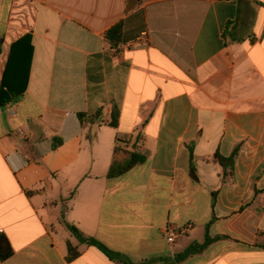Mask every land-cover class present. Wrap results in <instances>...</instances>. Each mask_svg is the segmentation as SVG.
I'll use <instances>...</instances> for the list:
<instances>
[{
    "label": "crops",
    "instance_id": "crops-1",
    "mask_svg": "<svg viewBox=\"0 0 264 264\" xmlns=\"http://www.w3.org/2000/svg\"><path fill=\"white\" fill-rule=\"evenodd\" d=\"M0 91V264H264V0H0Z\"/></svg>",
    "mask_w": 264,
    "mask_h": 264
},
{
    "label": "trees",
    "instance_id": "trees-1",
    "mask_svg": "<svg viewBox=\"0 0 264 264\" xmlns=\"http://www.w3.org/2000/svg\"><path fill=\"white\" fill-rule=\"evenodd\" d=\"M231 23L228 25L225 33V38H229L231 36L229 27ZM123 34H124V22H120L112 27L106 34V39L111 45L112 50H118L119 46L123 43ZM12 102V100H4L2 96V92L0 91V106H7ZM87 115L80 114L79 118L81 122ZM120 112L118 109H115L112 115V121L110 122V127L117 128L119 125ZM139 142V139L137 140ZM137 144V143H136ZM239 149L237 148L233 154L229 158H224L220 154L216 155V160L218 164L224 169L225 176H232L234 171V163L238 156ZM148 158L146 155L141 154L137 151V145H132L128 142L117 139L116 145L114 149L113 160L109 169L108 178L116 179L119 178L131 170L144 165L147 162ZM190 174L194 181H198V177L196 175V167L193 160V155L191 157V170ZM214 202L213 209L216 203V194L214 193ZM210 223L207 226V234L206 240L203 244L193 243L183 254L177 257V262H182L196 254H200L205 251L212 243L217 241L219 238L212 239L209 235V229L211 227ZM70 230L73 235L78 239V241L82 244H87L89 246H96L101 249L105 254H107L110 258L119 261L120 264H131L126 262L122 256L118 253H115L109 250L106 246L101 244L94 238L86 237L83 233H81L76 227L70 226ZM70 258H77L79 253L76 251L71 244H69ZM14 255V250L8 240V238L0 234V262H6Z\"/></svg>",
    "mask_w": 264,
    "mask_h": 264
},
{
    "label": "built area",
    "instance_id": "built-area-1",
    "mask_svg": "<svg viewBox=\"0 0 264 264\" xmlns=\"http://www.w3.org/2000/svg\"><path fill=\"white\" fill-rule=\"evenodd\" d=\"M143 37H146L145 35H143L138 41H136V43H134V45H137L139 42H141L144 38ZM168 234H170V237L168 238V241L169 242H173L175 237H176V234L175 232H171V230H167L166 231Z\"/></svg>",
    "mask_w": 264,
    "mask_h": 264
}]
</instances>
